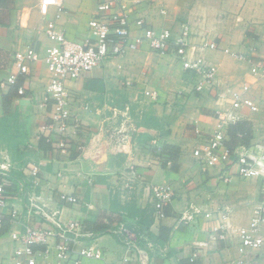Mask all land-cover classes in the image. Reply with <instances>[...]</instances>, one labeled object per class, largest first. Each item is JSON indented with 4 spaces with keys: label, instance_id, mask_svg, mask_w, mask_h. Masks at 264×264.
<instances>
[{
    "label": "crops",
    "instance_id": "0c3cea01",
    "mask_svg": "<svg viewBox=\"0 0 264 264\" xmlns=\"http://www.w3.org/2000/svg\"><path fill=\"white\" fill-rule=\"evenodd\" d=\"M56 12L55 7L42 10L40 0H0V160L10 161L16 182L9 187L14 193L0 230V264H9L14 251L23 247L14 233L22 234L27 225L54 228L55 222L70 220L83 222L85 231L92 233L81 244L94 241L104 255L84 258L79 264H236L243 257L239 229L249 224L262 200V180L240 177L235 163L228 172L205 170L194 151L214 132L216 110L231 106L229 88L239 89L246 82L252 88L245 96L258 110H237V121L248 122L253 133L248 145L235 147L251 148L264 141V122L259 118L264 79L252 75L247 61L223 51L230 48L253 60L264 58V0H147L133 18L146 17L157 29L187 22L188 57H204L217 68L213 86L198 91L200 77L148 43L125 56L109 58L103 66L68 82V133L85 145L82 153L69 155L60 152L58 136L43 128L51 122L52 111L44 57L54 42L46 26ZM95 14V0H66L57 26L70 39L83 42ZM213 41L217 50L203 48L204 42ZM30 45L40 59L30 73L18 74L15 84L4 85L17 72L15 52ZM21 87L23 94L18 92ZM146 90H157L158 100L146 96ZM125 107H130L134 125L119 142L113 137V108ZM165 144L180 148L177 170L170 160L162 166L169 156L163 151ZM34 166L39 168L37 178L32 174ZM228 174L230 180H225ZM158 184L174 190L162 219L156 217L152 192ZM61 194L80 196L82 201L66 202L59 199ZM194 209L200 210L194 220L183 219L186 210ZM206 212L214 213L205 217ZM222 223L227 226L224 239L216 231ZM121 224L137 235L135 243L115 232ZM160 234L168 239L160 240ZM50 242L54 246L55 239ZM34 248L37 264H58L53 248L49 252L45 246ZM245 258L251 264H264V243Z\"/></svg>",
    "mask_w": 264,
    "mask_h": 264
},
{
    "label": "built area",
    "instance_id": "2783aa9c",
    "mask_svg": "<svg viewBox=\"0 0 264 264\" xmlns=\"http://www.w3.org/2000/svg\"><path fill=\"white\" fill-rule=\"evenodd\" d=\"M97 2V14L89 21V37L83 41L70 39L66 33L57 26V20L63 11L66 0H40V7L47 11L50 7L57 8L55 17L48 21L46 32L54 42L46 49L44 57L49 71V83L47 85V99L52 102L51 122L43 126L44 129L58 136V145L63 155L72 152L82 153L85 145L68 133L70 126V98L71 92L68 82L75 80L96 67H101L112 57L125 56L131 50L139 49L144 43H148L154 51L173 55L182 65L183 69L191 72L200 81L196 87L203 91L204 87H212L217 75V68L207 62L204 57H188L191 28L187 22H182L176 28L157 29L146 17L133 18L134 13L147 0H95ZM154 1V0H153ZM165 13V10H162ZM134 28L139 31L134 34ZM203 48L217 50L216 42H204ZM223 51L238 60L247 61L250 64V72L258 78L264 79V58L253 60L245 54L235 52L230 48ZM40 59V54L35 46H27L24 50L15 52L14 64L17 72L9 75L4 85H12L17 81L18 74L30 73L31 66ZM252 88L250 82L244 83L241 88L231 87L228 92L232 97L229 108L216 110V128L204 143L196 148L194 155L201 162L205 170L221 168L229 171L230 164L237 165V173L242 178H261L262 200L254 210V216L247 226L239 229V238L243 246V257L236 264H251L245 256L247 252L259 249L264 243L262 225L264 223V141L255 147L245 148L241 145L230 148L226 144L227 127L237 121V110L248 107L253 111L258 110L256 103L245 96ZM18 92L23 94L24 88ZM145 95L153 100H158L157 90H146ZM51 139V137H50ZM38 166H34L32 174L37 178ZM230 180V176H225ZM16 182L11 175V163L9 160H0V230L6 220V209L9 206L10 196L14 191L9 188ZM155 200V214L158 218H165L166 206L174 198V190L168 184H158L152 187ZM60 200L70 203H80L82 198L76 195L61 194ZM221 210H217L219 212ZM214 212H206L205 217H211ZM200 214V210L192 212L186 210L183 219L194 220ZM223 219L227 214L221 215ZM84 223L79 220L68 222H55L54 228L33 227L27 225L22 234L14 233L15 240L20 241L23 247L14 251L9 264H37L36 245L45 246V251L52 248L57 257L58 264L74 262L79 264L84 258L103 259V251L94 241L91 244H81L82 238L92 233H87ZM227 226L222 223L216 228L219 238H226ZM121 234L124 240L133 244L137 241V235L127 226L121 224L115 232ZM55 239L54 246L50 240ZM197 254L190 258L194 261ZM124 264V263H121Z\"/></svg>",
    "mask_w": 264,
    "mask_h": 264
},
{
    "label": "trees",
    "instance_id": "16d2710c",
    "mask_svg": "<svg viewBox=\"0 0 264 264\" xmlns=\"http://www.w3.org/2000/svg\"><path fill=\"white\" fill-rule=\"evenodd\" d=\"M252 133L253 129L251 128V125L248 122L236 121L234 123H231L227 127V137L229 139H226V144L232 149H234L238 143L248 145L252 138ZM46 139V137L41 138L42 141H46ZM163 151H166L169 156L164 158L165 160L162 162V166L167 167V161L170 160L173 161L171 168L173 170H177L179 168L180 148L175 145L165 144L163 146ZM167 207L168 206H166L165 208L166 214ZM162 229H169L170 231V228ZM159 239L162 241H166L168 239V236H163V234H160Z\"/></svg>",
    "mask_w": 264,
    "mask_h": 264
},
{
    "label": "rangeland",
    "instance_id": "374dc122",
    "mask_svg": "<svg viewBox=\"0 0 264 264\" xmlns=\"http://www.w3.org/2000/svg\"><path fill=\"white\" fill-rule=\"evenodd\" d=\"M130 107H125L124 109L113 108V120H115L116 125L113 128V137H116V140L123 142L130 130V127L134 125L133 119L130 115ZM261 115L259 116L260 120L264 122V106L261 109ZM20 138H22L20 136ZM16 139L22 142V139Z\"/></svg>",
    "mask_w": 264,
    "mask_h": 264
}]
</instances>
